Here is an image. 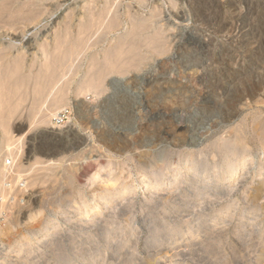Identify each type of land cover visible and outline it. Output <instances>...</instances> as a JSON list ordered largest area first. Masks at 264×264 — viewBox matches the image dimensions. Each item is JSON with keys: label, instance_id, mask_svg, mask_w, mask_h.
<instances>
[{"label": "rangeland", "instance_id": "374dc122", "mask_svg": "<svg viewBox=\"0 0 264 264\" xmlns=\"http://www.w3.org/2000/svg\"><path fill=\"white\" fill-rule=\"evenodd\" d=\"M7 1L0 45L25 46L21 65L39 56L37 43L64 36V25L70 43L77 24L102 13L117 27L95 26L84 36L89 45L65 72L57 117L31 118L34 97L25 89L18 115L8 119L0 264H90L91 256L96 264H264V0ZM137 26L142 37L159 28L160 49L140 36L136 68L105 73L98 92L79 91L92 60L101 64L117 37ZM9 71L0 76L29 74ZM28 81L24 88L33 86ZM234 157L244 164L229 179L220 176ZM177 171L185 179L171 184ZM122 186L130 188L125 197L79 227L80 195L93 204L98 191ZM50 222L56 230L27 251L23 238Z\"/></svg>", "mask_w": 264, "mask_h": 264}, {"label": "bare ground", "instance_id": "6f19581e", "mask_svg": "<svg viewBox=\"0 0 264 264\" xmlns=\"http://www.w3.org/2000/svg\"><path fill=\"white\" fill-rule=\"evenodd\" d=\"M4 1L5 0H3V3L0 2V4L4 5L5 2H8L7 0L5 2ZM12 1H15V0H12ZM12 1H11V3H12ZM29 1L31 2V4H33L32 1L37 3L38 1H41V0H29ZM46 1H44V2H46ZM21 2H24V1H21ZM27 2H28V0H27ZM24 4H25L24 6H27L26 2H24ZM38 4H39V2H38ZM5 7H7V6H5ZM22 7H23V5H22ZM0 8H2V7H0ZM18 8H21V6L18 7ZM3 9L5 10V8H3ZM17 10L18 9H16L15 12H17ZM2 11L0 10V12H2ZM12 11H14V10H11V12ZM88 12L89 11H87L86 14ZM18 13H20V12H18ZM104 15L102 13V14H100L98 16L97 19H93L92 21L89 20V22H87V23H83L82 24V22H80L79 25L77 24V26H78L77 27L78 28L77 34H76V37H74V39H72V40H74V43H73V41H72V43H70L67 40L68 38H70L69 36H71L68 33V31H69V29H68L69 26L68 25H64V28H65L64 36H63L62 33H61L62 34L61 36L58 35L57 33L54 34L53 41L51 42V40H50L51 44L49 42H46V41L45 42H39L38 41L39 43H37L36 45L38 47L37 49L39 50V56L35 55L34 56L35 60H33V62L30 63L27 66L26 65H21V63H19L20 59L24 58V55H25L24 53L25 52H23V50H21V49L24 48V51H26L25 50V46H22V47L19 46L20 47V49H19L18 47H15L13 45L15 47V48L13 47L14 49H10V48L8 49V47H10V46H8V47L3 46L2 47L0 45L1 46L0 47V69L4 68L6 70H10L9 73L10 72L13 73L14 71H16V70H18V69H20L22 67H26L29 70V74H28L27 78H25V77L24 78H19L17 75H12V77H6V76L1 77L0 76V127H1L0 128L1 129V131H0V149L2 148V146H7L8 147V145L10 144V143H8L9 139H10L9 135H8L9 130H10L9 129V126H10L9 123L10 122H8V119H11V118L15 117L16 115H18L17 114L18 107L20 106L21 101H23V98H24L23 96H24L25 89L32 90V93H33L32 95L34 97L33 98L34 101L30 105L31 109H29L30 110L29 112L31 113L30 117L33 116V114H34L33 117H35L36 114H38V115L40 114L39 118H38L39 120H37L38 124L39 123L40 124L41 123H47L48 120H50L49 119L50 117H57V113L53 112V111H56L57 107L60 104L65 102L66 96H67L68 81L66 80L67 78L65 79V77H64L65 72H66L67 68L70 69V67H71L70 61L72 60L73 56L79 54L78 52L82 51V49H84V47H85V50H86V47L89 45V44H87L86 46L83 45V44H85V37L84 36L87 33L91 34L89 32H91L92 29L95 26L97 28L100 27V26H103L105 28L107 26L106 29H108V28L112 29L114 26L117 27V25L114 24L115 21H114V23L111 22L110 24L106 23V22L104 23L103 20H105L104 18H106V17H104ZM52 18L53 17H49V19H52ZM104 24L106 26H104ZM149 27H151V26H149ZM133 29H132L131 32L128 31L129 33L128 32L125 33L126 35H124L123 37H117V43H115L116 46H115V44H114V46L112 45L114 47V50L112 51V48H111V50L109 52H104L105 54H103L104 58H103V62H101V64H97V61H95V60H92L93 62L92 63L90 62L91 64L89 63L90 65L87 66L89 68L87 69L86 74L84 75L83 78H81V80L79 79V82H78L79 85L76 86L79 91H80V89L87 88V90L91 89L93 91H97L98 92L100 89H102L101 84L103 82L102 80H103V78L105 76L104 75L105 73L107 74V73H109V71H111V72L114 71V72L118 73V72L122 71L123 68H125V70H126V66H128L129 68H131V67L136 68L137 67V65H138L137 63H139L137 60L139 58L137 59L138 56L136 54L138 52L137 51L138 47H140L139 46V42L137 40L142 37L140 35V33H141V30L145 29V28L137 26V28L134 27ZM58 30L56 29V31H58ZM110 31L111 30H109V32ZM160 34H161V32H160V30L158 28V31L156 32V34L154 36H151V37H145L144 36L145 38L142 37L143 39H141L140 42H143V44H145V45L147 44L148 45L147 47H150L151 49H153L155 51L158 48L160 49V46H161L160 45L158 47ZM26 39L27 38L25 36H23V38L20 40V42H23ZM128 39H129V41H127ZM131 39H134V40H131ZM89 40L87 39L86 41H89ZM65 41H66V43L69 42L70 46L67 45V47H65V45H66ZM136 42L138 43V46H137ZM108 50H109V48L106 51H108ZM83 52H85V51L83 50ZM138 54H139V52H138ZM33 68H34V71H32ZM25 79L29 80L27 85L29 84V82H31V84H33V86L32 87L31 86H26L24 88L22 86V82ZM1 80H4V82H1ZM8 91L11 92V94L10 93L8 94ZM79 91H77V92L79 93ZM9 99H11V100H9ZM7 100L10 101V102L8 103ZM45 104H47V105L49 104V106L47 107V105H45ZM30 113H28L27 116ZM253 129H255V128H253ZM24 135L25 134H20L18 136L16 135V139L15 140L20 142L23 139ZM226 164H227L226 169L222 170L221 172H219V175L223 176V175L227 174L226 178L229 179L230 178V174L232 172L235 174L239 170V167L244 164V162L237 161L236 158L234 157L232 162H227ZM4 169L5 168L0 169L1 173L3 171H5ZM227 170H232V171L230 173H228ZM180 178H184L185 179V176H183L181 172L177 171V172L173 173L170 176V180L172 182V183L171 182L170 183L173 184L176 181H179ZM29 180L30 179H28V181ZM229 181H231V179ZM33 182H34V180H33ZM21 185H19V186L21 187ZM149 186H151V185H149ZM129 189L130 188H126L125 186H122V187H119L117 189L114 188V191H112V192L109 191L110 192L109 194L104 193V189L102 191H98L96 193L95 197H94V203L93 204H88L86 202H83L84 201L83 197L80 195V200L81 201L78 203V205L73 210V211H77L78 210V211L81 212L80 220H79L80 223H78V224H80L79 227L80 226L87 227V225L89 223L95 222V220L97 218L96 215L99 214V213H97V211L103 204H109L112 201V199L114 200L115 198L125 197V195L128 194ZM18 190H20V189L18 188ZM1 191L4 193L5 189H3ZM155 192H153V193H155ZM21 193H22V191H21ZM13 201H14V199H13ZM12 202H11V204L13 205ZM15 204H16V202H15ZM113 209L114 208H112L111 210L114 211ZM0 213H2L1 210H0ZM94 213H96V215L93 216V218H89ZM114 214H116V212ZM32 216H33V214L29 213L27 217H28V219H30ZM88 228H89V226H88ZM79 229H81V228H79ZM82 229H84V228H82ZM85 229H87V228H85ZM54 230H56V225L54 223H51V222L50 223H46L43 226V229L40 232L39 231H34L33 234L30 235L31 237L23 238L21 245L26 246V250L29 251L30 248L32 249V247H34L36 242L37 243H39V242L42 243V242L45 241L46 238L48 239L51 236V233ZM0 234H1V232H0ZM91 235H88V243L91 241V240H89V238L92 237ZM38 246H39V244H38ZM91 257H92V259H90L91 260L90 264H94V263L96 264L97 261H98V257H95V256H91Z\"/></svg>", "mask_w": 264, "mask_h": 264}]
</instances>
